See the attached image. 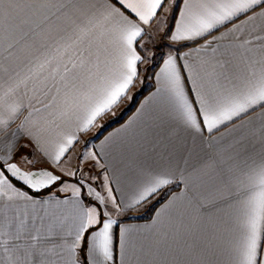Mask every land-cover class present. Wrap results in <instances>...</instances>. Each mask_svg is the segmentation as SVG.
<instances>
[{
	"label": "crops",
	"instance_id": "crops-1",
	"mask_svg": "<svg viewBox=\"0 0 264 264\" xmlns=\"http://www.w3.org/2000/svg\"><path fill=\"white\" fill-rule=\"evenodd\" d=\"M52 2L64 7L43 11L40 27L32 24L34 31L30 38L17 45L18 59L6 60L7 53L0 48V96L8 94L9 102L22 104L25 109L7 127H0V156H10V162H16L22 171L50 167L61 179L37 191L7 174L12 186L9 195L13 198L0 196V264H72L73 258L63 239H42L37 250L33 249L29 236L39 230L42 237L53 233L67 238L68 233L75 232L86 209H96L102 218L110 216L116 222L111 230L113 259L107 264H239L246 219L243 186L231 176L230 193L202 184L192 171L196 159L185 164V150L194 148L197 158H203L223 151L234 155L243 145L259 159L264 154V108L258 107L211 134L197 135L181 125L169 94L162 90L159 74L164 61L172 55L186 93L191 99H198L191 89L197 86L211 89L215 75L224 71L220 67L224 61L229 62L226 65L229 73L240 78L252 70L259 72L264 67V11L257 8L242 13L206 34V38L173 42L170 36L187 5L185 0H167L157 22L146 26L142 46L137 47L142 62L127 95L86 132H78L75 120L66 123L58 118V108L50 104L54 93L46 97L43 92L34 91L39 87L35 79L27 87L21 85L17 89L16 84L36 71L34 66L57 56L58 50L62 52V46L70 42L69 37L75 39L77 26L87 24L105 0ZM111 2L115 4V0ZM213 2L188 0L192 13L200 11L202 4ZM249 16L253 19L249 20ZM234 26H239V31ZM206 40L212 44L204 48ZM91 51L96 52L95 46ZM148 53L154 64L144 73L143 61ZM117 58L115 48L101 47L102 70L105 65L114 67ZM92 60L97 62L95 55ZM9 66L5 72L3 69ZM140 89L145 93L134 109L106 130L132 99L122 111L111 114ZM0 116L6 119L8 113L0 109ZM22 124L24 128L38 125L49 144L73 132L78 142L59 164L44 163L37 146L23 135V130L19 136L14 135ZM97 127L96 137L82 142L83 136ZM88 154H95L96 159ZM241 169L242 163L235 171L239 180L244 179ZM162 170L173 173V182L146 202L126 208L148 175ZM73 186L79 188L78 194H73ZM108 188L124 211H117L110 201L100 204L97 200L96 192L107 199ZM14 192L25 193L27 198L15 197ZM3 241H7L6 245ZM33 251L43 255L34 259ZM258 258L264 259V244L258 248ZM77 259L79 264H89L84 250L78 251Z\"/></svg>",
	"mask_w": 264,
	"mask_h": 264
},
{
	"label": "snow or ice",
	"instance_id": "snow-or-ice-1",
	"mask_svg": "<svg viewBox=\"0 0 264 264\" xmlns=\"http://www.w3.org/2000/svg\"><path fill=\"white\" fill-rule=\"evenodd\" d=\"M166 2L167 0H115L113 4L111 0H105L89 17L87 24L77 26L75 39L69 37L70 42L62 46V52L58 50L57 56L34 66L36 71L19 80L16 88L19 89L21 85L27 87L28 82L35 79L39 87L34 88V91L43 92L46 97L49 93H54L50 97V104L58 108V118L66 123L75 120L77 131L86 132L98 118L111 112L133 86L138 75V64L142 62L137 47L142 46L140 41L147 34L146 26L157 22ZM185 3L187 9L177 23L176 31L170 36L173 42L206 38V34L214 29L218 30V26L225 25L242 13L255 11L257 8L264 11V0H214L213 3L202 4L200 11L196 13L190 11L188 0ZM63 7V4L57 5L52 0H0V48L7 53L5 59L19 58L16 53L17 45L21 40L30 38L34 31L32 24L40 27L43 22L40 17L44 10H59ZM248 19L252 20L253 17L249 16ZM234 27L239 31V26ZM26 28L28 31H25ZM211 44L212 41L206 40L203 47L207 48ZM81 45L86 47L81 48ZM93 46L96 48L95 53L91 51ZM108 46L117 50L118 58L114 67L105 65L102 70L99 51L101 47ZM94 55L96 63L92 60ZM228 63L224 61L220 64L224 71L215 75L211 89L200 86L191 89L199 97L191 99L186 93L182 74L177 69L176 58L169 55L164 61L159 74L162 90L169 94L184 128L197 135L205 132L211 134L258 107L264 108V67L259 72L252 70L240 78L229 73L226 67ZM9 68L10 66L3 70L7 72ZM45 72L47 75H43ZM193 83L196 81L193 80ZM7 95L0 96V109L8 113L6 119L0 116V127H7L11 120L25 110L22 104L9 102ZM45 107L49 105L46 104ZM21 130L37 146L44 163L59 164L74 143L78 142L74 132L63 134L54 144H49L38 125L24 128L22 124L14 135L19 136ZM241 149L234 155L223 151L197 158L193 148L185 150L184 162L188 164L196 159V163L192 164L193 173L200 177L202 184L217 191L231 192L230 176L242 184L246 219L239 264H264V259L258 258V248L264 244V154L257 159L243 145ZM9 151H14V146ZM88 156L96 159L95 154ZM241 163L243 180L235 175ZM8 173L37 191L61 179L50 167L22 171L16 162H10V156H0V196L8 199L13 198V195H9L12 186ZM172 177L173 173L168 170L149 174L125 207L130 209L146 202L171 184ZM72 191L74 195L78 194L79 188L73 186ZM14 196L27 198L25 193L20 192H14ZM95 196L100 204L110 201L117 211H124L112 196L111 188H108L107 199L99 192ZM114 223L116 222L110 216L102 218L96 209H86L75 232L68 233L67 238L53 233L42 237L37 230L35 234H30L29 239L33 242V249L37 250L42 239H63L73 258L72 264H79L77 253L80 250H84L85 260L89 264H107L113 259L111 230ZM6 243L7 241H3V244ZM38 254L43 255L33 251L34 259Z\"/></svg>",
	"mask_w": 264,
	"mask_h": 264
},
{
	"label": "rangeland",
	"instance_id": "rangeland-1",
	"mask_svg": "<svg viewBox=\"0 0 264 264\" xmlns=\"http://www.w3.org/2000/svg\"><path fill=\"white\" fill-rule=\"evenodd\" d=\"M173 0H171V2H172ZM148 57H147V59L145 60V61H143L144 62V65H143V67H142V71L144 72V73H146L147 71L146 70H148L149 68H151L153 65H152V63L154 62H152V60H150V58H151V54H146ZM157 59V57H155V62L157 61L156 60ZM154 64V63H153ZM152 65V66H151ZM130 99H132V96L129 98V99H127V101H125L124 102V104H122V106L118 109V110H116V111H114L111 115H115L116 113H118V112H120V111H122L123 109H124V106H125V104L126 103H128L129 101H130ZM108 118H110V117H108ZM108 118H106L105 120H103L102 122H104V121H106ZM99 130V128L97 127V128H95L94 130H92L91 131V133L88 135H86V136H83V138L81 139L82 140V142L84 141V142H86V141H88V139L89 138H94V137H96V134H97V131Z\"/></svg>",
	"mask_w": 264,
	"mask_h": 264
},
{
	"label": "trees",
	"instance_id": "trees-1",
	"mask_svg": "<svg viewBox=\"0 0 264 264\" xmlns=\"http://www.w3.org/2000/svg\"><path fill=\"white\" fill-rule=\"evenodd\" d=\"M145 93V90L144 89H140L139 91H136L132 97V101H131V104L128 105L127 109L122 112L119 116H117L113 122H111L107 127H106V130L108 128H110L111 126L121 122L125 117L126 115L132 111L134 109V107L136 106V104L138 103L139 99L141 98V96Z\"/></svg>",
	"mask_w": 264,
	"mask_h": 264
}]
</instances>
